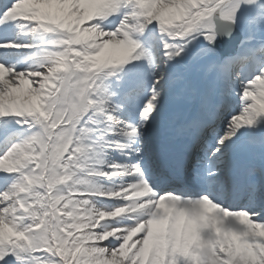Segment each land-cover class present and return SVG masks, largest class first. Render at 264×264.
<instances>
[{
	"label": "snow or ice",
	"instance_id": "snow-or-ice-1",
	"mask_svg": "<svg viewBox=\"0 0 264 264\" xmlns=\"http://www.w3.org/2000/svg\"><path fill=\"white\" fill-rule=\"evenodd\" d=\"M0 264H264V0H0Z\"/></svg>",
	"mask_w": 264,
	"mask_h": 264
}]
</instances>
